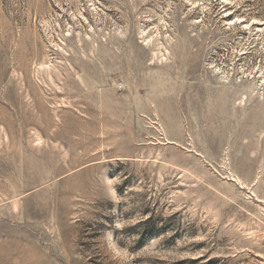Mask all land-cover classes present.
I'll use <instances>...</instances> for the list:
<instances>
[{
	"label": "rangeland",
	"instance_id": "rangeland-1",
	"mask_svg": "<svg viewBox=\"0 0 264 264\" xmlns=\"http://www.w3.org/2000/svg\"><path fill=\"white\" fill-rule=\"evenodd\" d=\"M0 264H264V0H0Z\"/></svg>",
	"mask_w": 264,
	"mask_h": 264
}]
</instances>
